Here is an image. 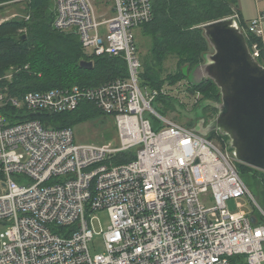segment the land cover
<instances>
[{"label":"built area","instance_id":"obj_1","mask_svg":"<svg viewBox=\"0 0 264 264\" xmlns=\"http://www.w3.org/2000/svg\"><path fill=\"white\" fill-rule=\"evenodd\" d=\"M54 1L55 28L79 35L90 56L123 57L129 74L22 98L0 90V264H264V208L235 156L153 106L184 82L141 88L134 28L152 21L153 1L113 0L107 20L91 0ZM263 23L261 13L243 31L264 45ZM252 54L264 65V48L255 44ZM85 101L115 118L120 146L79 145L72 128L9 125L1 115L7 106L59 114ZM131 151L135 159L117 162ZM105 210L110 225L96 233L93 221ZM96 236L105 252L93 255Z\"/></svg>","mask_w":264,"mask_h":264},{"label":"trees","instance_id":"obj_2","mask_svg":"<svg viewBox=\"0 0 264 264\" xmlns=\"http://www.w3.org/2000/svg\"><path fill=\"white\" fill-rule=\"evenodd\" d=\"M53 1L0 0V13L6 7L20 6L17 16L0 23V90L6 89L10 96L22 98L30 92L76 86L99 87L127 78L128 67L123 57L90 56L84 51L79 35L55 28ZM152 1L153 19L142 26L152 43L148 53L143 57L141 88L154 90L165 85L176 87L182 82H187V91L191 95L200 94L194 109H201L208 117L202 118L205 123L214 120L219 112L215 104L221 101L219 88L212 80L195 84L191 80V75L199 65L205 63V56L210 52L202 28L204 25L237 16L242 30L248 27L238 2L234 4L231 0ZM246 36L251 51L255 44L263 50V39L250 33ZM170 59L177 62V70L164 78L162 75L164 64ZM82 61H92L94 67L84 69L80 66ZM172 99L174 96L157 98L154 103L162 106V109L156 110L162 115L174 112L175 105ZM100 114L104 113L94 102L89 101L83 102L76 110L59 114L27 112L12 106L1 110V115L9 125L39 120L45 126L54 129L72 128L73 125ZM187 126L194 129L197 121ZM206 137L215 141L221 148L228 149L229 138L222 136L218 131ZM135 157L134 151L127 152L120 156L117 162H129ZM237 169L240 175L253 173V179L255 178L261 187V193L257 196L261 197L264 203L262 197L264 172L241 163H237Z\"/></svg>","mask_w":264,"mask_h":264},{"label":"water","instance_id":"obj_3","mask_svg":"<svg viewBox=\"0 0 264 264\" xmlns=\"http://www.w3.org/2000/svg\"><path fill=\"white\" fill-rule=\"evenodd\" d=\"M202 28L212 52L193 71L191 80L195 84L212 80L220 90L221 101L215 104L217 117L207 126L204 120L199 122L194 130L203 136L214 131L227 136L239 163L264 172V65L252 54L236 17ZM80 66L92 69L94 63L82 61Z\"/></svg>","mask_w":264,"mask_h":264},{"label":"rangeland","instance_id":"obj_4","mask_svg":"<svg viewBox=\"0 0 264 264\" xmlns=\"http://www.w3.org/2000/svg\"><path fill=\"white\" fill-rule=\"evenodd\" d=\"M94 4L96 9V14L100 20H107L114 16V1L113 0H91ZM238 2V6L241 9L244 17L247 20L256 19L260 16V12L264 13V0H236ZM52 6L55 7V1L52 2ZM20 7V6H18ZM18 7L16 6H9L6 7L4 10H1L0 13V22H4L6 20L12 19L13 17L17 16L19 13ZM22 7V5H21ZM134 34L136 37V44L139 50V57L141 58V63L143 66V57L148 53L149 48L151 47L152 40L148 37L144 32V27H137L134 28ZM263 35H264V23H263ZM210 52L212 50L210 49ZM177 70V62L173 59L167 60L164 64V71H162V75L166 78L169 74L175 73ZM142 72V69L140 73ZM186 82L183 83V86L176 90L175 88L172 89V95H174V99L172 102L175 105V111L164 113L163 115L166 118H169L179 124L188 125L192 122L197 121V125L199 122H203L202 118L208 119L205 116L204 112L201 109H194V105L197 100L200 98L197 95L192 97L191 94L187 93V88H185ZM146 92V89H143ZM151 90V89H147ZM154 108L160 111L162 106L154 103ZM153 123V125L159 126V122L155 120L153 117H149ZM210 121L204 123V126H207ZM75 140L79 145H86V144H107L111 143L114 146H120V134L119 130L115 121V118L111 115L107 114H100L95 116L87 121L78 123L72 126ZM224 152H229L233 154V151L229 148L225 150L221 148ZM254 169V168H253ZM257 170V169H255ZM260 171V170H258ZM262 172V171H261ZM241 177L248 185L250 191L256 195V199L259 201L260 205L264 208V203L261 201V197L259 195L261 187L259 186L257 180L253 179V173H243ZM264 189V185H262ZM1 192V188H0ZM261 196V195H260ZM262 197H264L262 195ZM235 201H229L228 205L231 211H236L235 209ZM247 210L251 211V207L247 206ZM110 225V217L108 212L99 211L96 214V217L93 221V227L96 233H101L103 230H106ZM5 227H1L0 230L3 232L5 231ZM90 250L93 255L95 254H102L105 252V247L103 243V239L101 236H96L94 241L90 244Z\"/></svg>","mask_w":264,"mask_h":264},{"label":"crops","instance_id":"obj_5","mask_svg":"<svg viewBox=\"0 0 264 264\" xmlns=\"http://www.w3.org/2000/svg\"><path fill=\"white\" fill-rule=\"evenodd\" d=\"M237 2V1H236ZM239 7V6H238ZM240 9V8H239ZM241 10V9H240ZM260 14H261V12H260ZM244 16V15H243ZM245 18V17H244ZM258 18V17H257ZM255 19V18H254ZM245 20H246V22H247V24L249 25L250 23H251V21H253V19H250V20H247L246 18H245ZM0 23H2V22H0ZM0 188H1V186H0ZM1 191H2V188H1Z\"/></svg>","mask_w":264,"mask_h":264}]
</instances>
